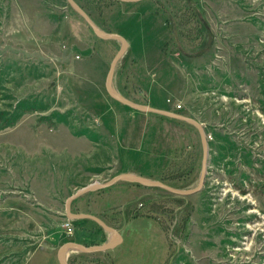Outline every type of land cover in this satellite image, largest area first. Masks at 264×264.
Masks as SVG:
<instances>
[{
  "label": "rangeland",
  "instance_id": "rangeland-1",
  "mask_svg": "<svg viewBox=\"0 0 264 264\" xmlns=\"http://www.w3.org/2000/svg\"><path fill=\"white\" fill-rule=\"evenodd\" d=\"M193 1L196 8L188 0H76L105 31L137 43L114 77L116 91L131 103L196 119L209 144L204 186L183 197L191 214L170 202L162 211L139 208L126 244L132 249L110 252L111 264H264V0ZM88 26L68 0H0V264H60L58 236L76 233L68 237L62 227L67 195L117 172L115 149L85 153L89 142L69 134L106 128L109 112L133 113L116 104L106 84L95 85L94 65L82 66L93 53L106 55L105 80L121 46L98 40ZM207 32L212 40L204 48ZM76 39L86 47L81 52ZM146 119L151 178L196 188L199 131ZM155 141L167 143L166 167L163 155L149 154ZM104 256L77 264H101Z\"/></svg>",
  "mask_w": 264,
  "mask_h": 264
},
{
  "label": "crops",
  "instance_id": "crops-1",
  "mask_svg": "<svg viewBox=\"0 0 264 264\" xmlns=\"http://www.w3.org/2000/svg\"><path fill=\"white\" fill-rule=\"evenodd\" d=\"M126 37L127 39H130L128 36ZM129 44V48L130 46H132L131 48L133 49L131 51H133V54L136 55L135 50L136 47H138L137 43L130 42ZM82 45L83 44L81 43V41L76 39L75 44H73V48L81 52L80 48H86L85 46L82 47ZM105 64L106 55L100 57L93 53L88 59H86L84 65H82L88 70L90 69L89 67H91L92 65L95 66V70L94 72H92V77L94 78L92 79L95 80V85L98 84L97 86L102 85V83L106 84V79L104 80V70L106 68ZM87 77L91 76L87 74ZM116 87L114 85V91H116ZM116 104H118V102H116ZM121 106L125 110H129L130 108L123 104ZM156 109L160 108L156 107ZM132 110L133 113H127L125 111V117L123 118H116L115 115L111 112L105 114L104 118L107 119L105 125L106 128H100L95 131H88L84 134H81L80 136L75 135V133H69L70 136H72V139L74 140H78L81 143L89 142V148L84 150L85 153H88L93 148H100V152L108 148L111 150L115 149L117 153L116 156L120 157V161L121 159L123 161H121L120 164L119 159H115L118 166L114 169H117V172H115V174L112 176L111 179H109V181H111L114 177L118 175L134 176V178L138 177L140 179H143L144 181H153L151 177L152 175H154V171L152 168L147 167L148 159H145L143 155L145 150V141L147 140V132L145 128L146 122L148 123V121L146 118L147 115L151 112H140L134 109ZM87 166H91L92 168H94H91V170L102 172V167H99V165H93L91 162L88 161ZM79 173H82V171L77 170L75 173V177H81L82 175H79ZM62 174L66 176V173ZM57 175L60 174L57 173ZM63 175L62 177L64 178ZM109 181L106 180L101 184L107 183ZM78 182L79 180L74 181L73 183L70 182L69 185H73L75 187L79 184ZM91 183L80 184L79 188H76L74 192H71L67 195L63 209L64 213L62 214L64 218H66V202L68 198L79 189L88 186ZM146 188L151 187H147L144 185L137 186L136 183L128 181H117V183L110 188L87 192L71 202L70 209L73 214L95 216L101 219L102 222H104L109 227L116 229L119 234H121V236L123 237L119 245L114 246V248H111V250L104 251V254L102 255H105L104 258H107L109 260L110 252L116 250H124V248L127 247H129L128 250L132 249V247H130L129 245L127 246L126 244L130 241L131 236L136 234L134 222L142 218H135L136 208H140L142 206H140V204L136 205V203L137 201H142V199H146L148 196H152V192L146 191ZM40 206H43L44 209L46 208L44 204H41ZM142 208L145 207L142 206L141 209ZM70 220L75 226L76 233L71 239H67L63 235H59L58 238H60V240H63V244L71 241L79 243L86 247H97L104 245L109 241H113L116 238H113V234H110V232L101 227L98 222H95L91 219L75 218ZM81 253L85 252L72 249L70 250L69 255H67L68 257L71 255L72 261L74 260L73 262H75V264H77L83 258L85 260L89 259V261L95 260L93 256H88L86 258L81 257Z\"/></svg>",
  "mask_w": 264,
  "mask_h": 264
},
{
  "label": "water",
  "instance_id": "water-1",
  "mask_svg": "<svg viewBox=\"0 0 264 264\" xmlns=\"http://www.w3.org/2000/svg\"><path fill=\"white\" fill-rule=\"evenodd\" d=\"M121 2L124 3H137V2H141L144 0H119ZM69 5H71V7L77 12V14H79L84 21L89 25L88 27H90L93 31V33L100 39L102 40H117L120 42L121 46L120 49L117 50V53L115 55V57L113 58L111 64L110 65V69L109 72L107 74L106 77V91L107 93L110 95L111 98H113L114 100L118 101V104H123L125 106H128L134 110L140 111V112H151V113H156L159 115H164V116H168L172 119L178 120V121H183L184 123H189L191 125H193V127H196L199 131L200 134V140L202 142V147H203V167H202V174L200 177V182L198 184V186L194 189L188 190V191H183V190H178L175 189L171 186H168L166 184L160 183L158 181H144L143 179H140L138 177L134 176H128V175H118L116 177H114L111 181L101 184V183H91L88 186H85L81 189H79L78 191H76L73 195H71L67 202H66V219H75V218H88L91 219L95 222H98V224L103 227L105 230H107L108 232H110V234H113L116 238L113 241H109L108 243L101 245V246H97V247H86L84 245H81L79 243H75V242H66L64 243L58 250L57 253V258L60 264H69L68 262V255L65 256V252L66 251H70V250H78L81 252H85V253H97V252H104V251H108L111 250V248L113 249L114 246H117L120 244V241L123 239V237L121 236V234H119V232L112 228L109 227L108 225H106L104 222H102L101 219L95 217V216H91V215H75L71 212L70 209V205L71 202L77 198H79L80 196H82L83 194L87 193V192H92V191H96V190H102V189H107L112 187L113 185H115L117 183V181H128V182H132V183H138L147 187H157V188H161L164 189L166 191H168L171 194H175L177 196H190L192 194L197 193L198 191L202 190L204 183H205V176L207 174V166H208V156H209V144H208V140H207V136L205 133V129L203 127V124L200 123L199 121H197L196 119L190 118V117H186L185 115H180V114H176L173 113L172 111H165V110H160V109H156V108H152L149 106H140L137 105L135 103H131V101H129L128 99L120 96L116 91H114V87H113V77L115 74V70L117 67V63H119V61L121 60V58L123 57V55L126 53V51L129 48V43L128 41L121 35L116 34V33H105L103 32L93 21V19L89 16V14H87V12L75 1V0H68Z\"/></svg>",
  "mask_w": 264,
  "mask_h": 264
},
{
  "label": "trees",
  "instance_id": "trees-1",
  "mask_svg": "<svg viewBox=\"0 0 264 264\" xmlns=\"http://www.w3.org/2000/svg\"><path fill=\"white\" fill-rule=\"evenodd\" d=\"M76 1V0H75ZM118 3H124V2H121V1H119V0H116ZM189 2H190V4H194V5H191V7H194V8H196L197 6H198V2L197 1H193V0H188ZM86 12H87V14H89V12L87 11V9H86V7H84V5L83 4H81L80 2H77ZM125 4H127V5H129V4H135V3H125ZM137 4H139L138 2H137ZM71 9L77 14V12L71 7ZM79 15V14H78ZM80 16V15H79ZM89 16L93 19V21L95 22V24L102 30V31H105L103 28H102V26L89 14ZM199 22V21H198ZM199 24V23H198ZM132 28H134V27H131V28H129V29H132ZM105 32H107V33H110L111 31H105ZM116 33H118L119 35H121V36H123L124 38H126L127 39V37H126V34H124L123 32H121V31H118V32H116ZM206 35H205V38H202V41H204V43H205V45H204V48L205 47H208V46H210L209 45V42L212 40V35H210V32H207V33H205ZM95 35V34H94ZM96 36V35H95ZM96 38L98 39V40H100V41H106V40H102V39H100V38H98L97 36H96ZM109 42H112L113 44H115V43H120L119 41H117V40H109ZM166 49V48H165ZM131 50V47L130 48H128V50L126 51V53L123 55V57L121 58V60L119 61V63H117V67H116V70H115V74H114V77L117 75V72H119L120 70H121V68H124L125 67V65H126V62H127V59H128V56H129V54H130V51ZM207 51L205 50V51H201V52H199L198 53V55H195V56H193V58H195V57H200V56H202V55H204L205 53H206ZM122 65H121V64ZM118 64H120L121 65V67H119V65ZM113 77V87H114V81H115V78ZM118 94H119V91H116ZM120 95V94H119ZM120 96H122V95H120ZM122 97H124V98H126L125 96H122ZM130 101V100H129ZM133 103H137V104H139V105H142L141 103H139V102H134L133 101ZM154 107H156V106H154ZM149 115H154V116H159V117H164V118H168V119H170V120H172V122H175V123H180V124H184V126L185 125H187L188 127H193V125H191V124H189V123H184L183 121H178V120H175V119H172V118H170V117H168V116H164V115H159V114H156V113H149ZM171 122V123H172ZM149 123V122H148ZM146 125H147V122H146ZM194 129H196V130H198L196 127H193ZM157 132V131H156ZM156 134V133H155ZM158 134V133H157ZM158 141H155V143H151V146H150V149H149V154H154V155H156V156H159L160 155V157L163 155V167H166V166H168V152H166V151H168V147H164V146H161V142L159 141V143H157ZM166 145H167V143H165ZM165 144H162V145H165ZM153 145H155V148L154 147H152ZM151 149H153V150H151ZM152 180L153 181H159L160 180V178L159 179H156V177L154 178H152ZM136 185L137 186H141L140 184H138V183H136ZM171 186H173L174 188H176V189H178V190H188L187 188V186H186V188L185 187H183V186H175V185H171ZM178 203V205H180L179 206V209H180V211H178L179 213L181 212H183V213H185L186 215L187 214H191V212H192V207H191V205H188L189 203H187L186 202V200H185V198H183V197H175V195L172 197V196H165V195H159V196H157V195H152V196H148L146 199H142V201H137V203H136V205H142V206H144V207H147V208H155V209H159L160 211H162V210H164V209H166V205H167V203ZM141 206V207H142ZM141 207H140V209H141ZM139 208H136V210H135V213H136V211L138 210ZM179 209H177V210H179ZM180 213V214H181ZM177 227V226H176ZM103 255L104 254V252H100V253H94V254H88V253H81V257H88V256H93L94 258H95V260H96V255ZM103 259V260H101V261H103L101 264H111V263H109V260L107 259V258H103V257H100V259ZM74 261V260H73ZM72 261V258H71V255L68 257V262H69V264H75V262H73Z\"/></svg>",
  "mask_w": 264,
  "mask_h": 264
},
{
  "label": "built area",
  "instance_id": "built-area-1",
  "mask_svg": "<svg viewBox=\"0 0 264 264\" xmlns=\"http://www.w3.org/2000/svg\"><path fill=\"white\" fill-rule=\"evenodd\" d=\"M177 108H181V106L178 105ZM62 227L64 229L66 236L70 237L74 234L75 226L71 220L65 218L64 221L62 222Z\"/></svg>",
  "mask_w": 264,
  "mask_h": 264
},
{
  "label": "bare ground",
  "instance_id": "bare-ground-1",
  "mask_svg": "<svg viewBox=\"0 0 264 264\" xmlns=\"http://www.w3.org/2000/svg\"><path fill=\"white\" fill-rule=\"evenodd\" d=\"M113 236H114V235H113ZM114 238H115V236H114ZM69 252H70V251H66V252H65V256H66V254H69Z\"/></svg>",
  "mask_w": 264,
  "mask_h": 264
}]
</instances>
